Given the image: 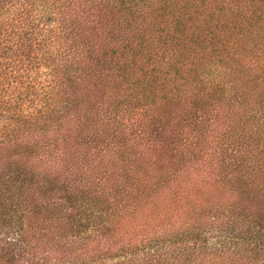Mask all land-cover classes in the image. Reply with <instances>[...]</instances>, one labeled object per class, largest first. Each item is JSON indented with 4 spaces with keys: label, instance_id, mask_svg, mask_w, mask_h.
<instances>
[{
    "label": "trees",
    "instance_id": "1",
    "mask_svg": "<svg viewBox=\"0 0 264 264\" xmlns=\"http://www.w3.org/2000/svg\"><path fill=\"white\" fill-rule=\"evenodd\" d=\"M106 260L264 264V0H0V264Z\"/></svg>",
    "mask_w": 264,
    "mask_h": 264
},
{
    "label": "rangeland",
    "instance_id": "2",
    "mask_svg": "<svg viewBox=\"0 0 264 264\" xmlns=\"http://www.w3.org/2000/svg\"><path fill=\"white\" fill-rule=\"evenodd\" d=\"M218 184H219V182H218ZM218 184H216L217 187H218ZM183 187H185V186H183ZM193 188H195V186ZM176 189H175V191L173 189L168 190L169 195L167 194L166 196H164V197H166V198H164V202L166 203V206H167L166 207L167 214L170 212V215L172 216L171 222L176 221V220L181 221L180 219L183 218L182 215H184L185 211H188L190 205H192V203L194 202V200L196 198V197H194V195L196 194L195 189H189V186H187V188L185 190L186 193H184V191L181 188H178L177 190ZM199 189H201V188H199ZM166 193H167V191H166ZM215 196H216V198L219 197L221 199V197H223V190L221 189L220 192H216ZM157 209H158L157 206L152 207V210L154 211L155 214H156ZM167 214H165V215H167ZM133 224H136V226H134V227H136V229H141L144 226V225H142V221L140 222V224H139V222L138 223L133 222ZM137 224H139L140 226L139 225L137 226ZM130 225H132L131 222L127 226H130ZM134 238L135 237H133L132 240H134ZM113 261L114 260H106V261H104V263L112 264ZM102 263L103 262L96 263V264H102ZM219 264H221V263H219Z\"/></svg>",
    "mask_w": 264,
    "mask_h": 264
}]
</instances>
